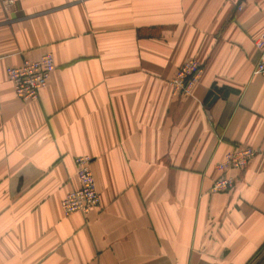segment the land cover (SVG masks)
I'll return each mask as SVG.
<instances>
[{
    "label": "crops",
    "instance_id": "crops-1",
    "mask_svg": "<svg viewBox=\"0 0 264 264\" xmlns=\"http://www.w3.org/2000/svg\"><path fill=\"white\" fill-rule=\"evenodd\" d=\"M0 0V264H262L264 0ZM50 53L22 101L6 68ZM201 65L189 95L169 80ZM256 155L211 192L223 154ZM90 158L99 207L64 214Z\"/></svg>",
    "mask_w": 264,
    "mask_h": 264
},
{
    "label": "built area",
    "instance_id": "built-area-1",
    "mask_svg": "<svg viewBox=\"0 0 264 264\" xmlns=\"http://www.w3.org/2000/svg\"><path fill=\"white\" fill-rule=\"evenodd\" d=\"M13 1L4 0V4L11 6ZM254 44L258 51L254 70L264 72V32L254 40ZM54 67L53 56L45 53L37 59H24L19 65L8 66L6 74L19 99L34 101L47 85ZM200 73L201 65L196 59L183 62L169 80L173 94L189 95ZM256 153L257 150L249 146H237L225 152L215 164L220 175L213 181L210 191L227 192L232 189L235 183L232 171L243 169ZM75 164L78 186L71 188L64 195L60 201V207L64 214L73 212L87 214L91 209L99 207L100 197L90 169V158L88 156L77 157Z\"/></svg>",
    "mask_w": 264,
    "mask_h": 264
},
{
    "label": "water",
    "instance_id": "water-1",
    "mask_svg": "<svg viewBox=\"0 0 264 264\" xmlns=\"http://www.w3.org/2000/svg\"><path fill=\"white\" fill-rule=\"evenodd\" d=\"M242 0H238L236 3V6H238L241 3Z\"/></svg>",
    "mask_w": 264,
    "mask_h": 264
},
{
    "label": "rangeland",
    "instance_id": "rangeland-1",
    "mask_svg": "<svg viewBox=\"0 0 264 264\" xmlns=\"http://www.w3.org/2000/svg\"><path fill=\"white\" fill-rule=\"evenodd\" d=\"M262 264H264V261H263V263Z\"/></svg>",
    "mask_w": 264,
    "mask_h": 264
}]
</instances>
